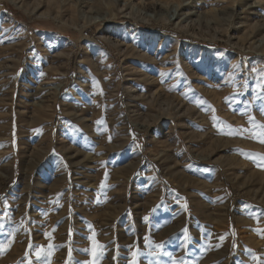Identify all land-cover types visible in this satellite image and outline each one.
I'll return each mask as SVG.
<instances>
[{"label": "rangeland", "instance_id": "obj_1", "mask_svg": "<svg viewBox=\"0 0 264 264\" xmlns=\"http://www.w3.org/2000/svg\"><path fill=\"white\" fill-rule=\"evenodd\" d=\"M0 135V264H264V0H0Z\"/></svg>", "mask_w": 264, "mask_h": 264}, {"label": "bare ground", "instance_id": "obj_2", "mask_svg": "<svg viewBox=\"0 0 264 264\" xmlns=\"http://www.w3.org/2000/svg\"><path fill=\"white\" fill-rule=\"evenodd\" d=\"M14 90H15V87L13 86V92H14ZM13 92H12V95L11 96H13L14 97V95H13ZM52 99H54L53 98V96H51L49 99H47L46 100V102L45 103H43V104H39L38 106H36L35 108H34V112H35V117H32L33 119H32V123H34L35 121H37V122H41L43 119H44V113L46 112V111H48L49 109H50V107H51V104H50V102L52 101ZM4 101V100H3ZM2 101V102H3ZM13 103V102H12ZM12 107H13V104H12ZM10 113H12V112H10ZM34 115V114H33ZM25 116V115H24ZM38 127V126H37ZM36 127V128H37ZM43 129V128H42ZM35 132V131H34ZM10 134V133H9ZM5 137H7V136H5ZM8 138V137H7ZM7 138H1V135H0V139L2 140V141H4V139H7ZM49 141H50V143H51V140L49 139ZM5 142V141H4ZM62 148H60L64 153H65V149H64V147L63 146H61ZM11 149V148H10ZM49 150H50V146H49V148H46V149H44V150H40V149H37V148H33V150L31 151V157L32 158H30V161H29V166H27L28 168H27V172L29 173V175L28 176H30L31 175V170L33 169V168H36L37 166H39V165H41L42 163H41V161L42 160H44V158L46 157V155L49 153ZM72 152V151H71ZM81 155V156H80ZM77 156H80V159H77V158H75V157H77ZM6 157H8V155L6 156ZM69 158V160H70V162L73 164V165H78V164H81V165H89L90 163H91V161H90V159H91V157H90V154H88V153H84V154H80V152H78V150L77 151H75V153L74 154H72L71 156H69L68 157ZM9 167L10 166H12V161H9ZM27 165V164H26ZM8 166V165H7ZM48 167V166H47ZM34 170V169H33ZM1 172V171H0ZM2 173V172H1ZM1 175V174H0ZM5 175V174H4ZM5 179H7V180H9L10 179V176L9 175H7L6 176V178Z\"/></svg>", "mask_w": 264, "mask_h": 264}, {"label": "snow or ice", "instance_id": "obj_3", "mask_svg": "<svg viewBox=\"0 0 264 264\" xmlns=\"http://www.w3.org/2000/svg\"><path fill=\"white\" fill-rule=\"evenodd\" d=\"M261 142H264V140H262ZM157 247H159V245Z\"/></svg>", "mask_w": 264, "mask_h": 264}, {"label": "trees", "instance_id": "obj_4", "mask_svg": "<svg viewBox=\"0 0 264 264\" xmlns=\"http://www.w3.org/2000/svg\"><path fill=\"white\" fill-rule=\"evenodd\" d=\"M217 45H221V44L219 43V44H217Z\"/></svg>", "mask_w": 264, "mask_h": 264}]
</instances>
